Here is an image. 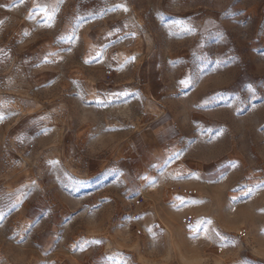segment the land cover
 Listing matches in <instances>:
<instances>
[{
  "label": "rangeland",
  "instance_id": "obj_1",
  "mask_svg": "<svg viewBox=\"0 0 264 264\" xmlns=\"http://www.w3.org/2000/svg\"><path fill=\"white\" fill-rule=\"evenodd\" d=\"M65 1L2 29L0 264H264V0Z\"/></svg>",
  "mask_w": 264,
  "mask_h": 264
},
{
  "label": "crops",
  "instance_id": "obj_2",
  "mask_svg": "<svg viewBox=\"0 0 264 264\" xmlns=\"http://www.w3.org/2000/svg\"><path fill=\"white\" fill-rule=\"evenodd\" d=\"M12 1L13 0H0V52L1 37L4 31L2 29L14 21L12 14L16 11V9H18V7L26 10L27 8H24L26 3L32 4V13L40 15V17L35 21L33 20L34 22L32 23H34L33 25L38 29V31L44 33V35L51 33L55 27L59 28L60 26L57 23L60 19L63 22V18H65L67 14L65 0H29L28 2H23L19 5H16L14 1ZM24 4L25 6H23ZM56 21L58 22L56 23Z\"/></svg>",
  "mask_w": 264,
  "mask_h": 264
}]
</instances>
